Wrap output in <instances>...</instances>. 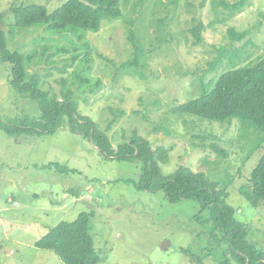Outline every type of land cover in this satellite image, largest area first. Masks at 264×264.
I'll list each match as a JSON object with an SVG mask.
<instances>
[{
	"label": "rangeland",
	"instance_id": "374dc122",
	"mask_svg": "<svg viewBox=\"0 0 264 264\" xmlns=\"http://www.w3.org/2000/svg\"><path fill=\"white\" fill-rule=\"evenodd\" d=\"M65 1L0 0L1 28L7 32L14 7L38 4L51 14ZM120 7L119 20L104 21L84 40L82 32L60 35L38 26L7 36L8 47L32 58L28 71L40 76V88L51 96H59L66 81L79 114L100 131L116 120L108 132L115 150L135 133L153 150L171 149L163 177L184 167L217 184L236 220L246 225L247 240L264 250V205L253 208L239 193L264 154L259 131L249 122H213L174 111L211 90L221 73L264 56V0H120ZM199 22L202 43L195 46L190 30ZM130 29L142 44L138 52ZM229 29L244 39L233 40ZM138 56L128 75L115 76ZM9 78L10 66L0 62V120L37 119L38 103L13 91ZM62 125L53 135L23 140L0 131V264H63L35 243L82 213L93 215L98 264H221L229 257L225 244L217 243L220 232L212 229L209 212L201 213L196 201L170 202L163 190L140 191L136 162L106 158L67 122ZM54 163L74 172L46 167Z\"/></svg>",
	"mask_w": 264,
	"mask_h": 264
},
{
	"label": "trees",
	"instance_id": "16d2710c",
	"mask_svg": "<svg viewBox=\"0 0 264 264\" xmlns=\"http://www.w3.org/2000/svg\"><path fill=\"white\" fill-rule=\"evenodd\" d=\"M11 13L13 21L7 32L1 28L0 14V62L10 66L8 86L16 93L36 101L40 116L37 119L23 117L13 121L0 120V131L9 138L16 139L29 137L30 134L50 136L67 122L72 132L81 134L89 142L92 138L94 147L106 158L136 162L141 175L136 187L140 191L163 190L170 202L189 198L199 204L201 213L208 211L212 229L220 232L217 243L219 246L224 243L229 253V257L224 255L225 259L221 264H264V250L247 240L246 225L236 220L234 209L225 201L228 194L218 189L217 184L207 182L203 174L194 173L184 167H179L170 176L163 177L161 166L168 165L171 149L159 147L153 150L148 141L135 133L131 140L118 145L115 150L108 132L116 120L108 124L107 131H100L90 118L79 114L74 92L67 88L66 81L62 82L60 95L51 96L40 88V76L29 73L27 66L32 58L8 47L7 36L13 38L20 31L38 26H44L45 31L60 35L82 32L79 39L84 40L87 32H99L104 21H115L122 17L120 0H67L51 14L42 5L30 4L14 7ZM159 22L160 20L156 24V32L161 35L157 39L162 42L164 26L159 25ZM203 30L204 25L200 22L190 30L195 40L193 45L202 43ZM228 32L236 41L245 37L233 29ZM128 38L133 52L140 51L141 43L134 30H129ZM84 47L88 45L85 43ZM88 58L89 55L86 54V59ZM139 59L140 57H135L134 60L125 62L115 76L119 77L123 73L128 75L129 70L137 67ZM87 71H91L89 67ZM79 82L85 85L89 80L81 79ZM95 87L98 89L99 84L96 83ZM174 111L213 122H224L228 119L249 122L261 135L259 144H264V56L255 65L221 73L211 90L197 99L175 107ZM159 129L156 128V131ZM213 149L218 155L223 153L216 146ZM46 167L55 169L59 174L74 172L56 163ZM239 193L253 208L264 205V154L253 169L248 184L242 186ZM92 217V214L82 213L73 222L59 223L49 229L35 243V247L53 252L63 264H98L101 258L90 234Z\"/></svg>",
	"mask_w": 264,
	"mask_h": 264
},
{
	"label": "water",
	"instance_id": "95a60500",
	"mask_svg": "<svg viewBox=\"0 0 264 264\" xmlns=\"http://www.w3.org/2000/svg\"><path fill=\"white\" fill-rule=\"evenodd\" d=\"M90 143L94 146V143H93V140H92V138L90 139Z\"/></svg>",
	"mask_w": 264,
	"mask_h": 264
},
{
	"label": "crops",
	"instance_id": "0c3cea01",
	"mask_svg": "<svg viewBox=\"0 0 264 264\" xmlns=\"http://www.w3.org/2000/svg\"><path fill=\"white\" fill-rule=\"evenodd\" d=\"M21 138V137H20ZM25 137H22V140L24 139Z\"/></svg>",
	"mask_w": 264,
	"mask_h": 264
},
{
	"label": "built area",
	"instance_id": "2783aa9c",
	"mask_svg": "<svg viewBox=\"0 0 264 264\" xmlns=\"http://www.w3.org/2000/svg\"><path fill=\"white\" fill-rule=\"evenodd\" d=\"M14 204H16V203H14Z\"/></svg>",
	"mask_w": 264,
	"mask_h": 264
}]
</instances>
